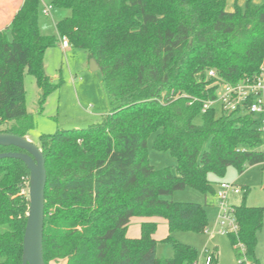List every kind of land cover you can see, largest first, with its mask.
<instances>
[{
  "label": "trees",
  "instance_id": "16d2710c",
  "mask_svg": "<svg viewBox=\"0 0 264 264\" xmlns=\"http://www.w3.org/2000/svg\"><path fill=\"white\" fill-rule=\"evenodd\" d=\"M44 1L71 10L56 23L58 35L41 32ZM62 37L96 61L119 104L100 123L39 137L48 172L45 264H196L197 250L180 242L174 256H157L155 221H143L139 237L128 235L129 224L134 217H164L170 233L203 231L205 205L165 196L187 187L216 194L209 173L223 176L230 166L242 173L264 163V149L256 148L260 117L244 109L202 110L205 99L217 97L218 79L237 85L260 73L264 1L236 2L229 11L226 0H24L0 30V133L27 137L35 127L24 78H36L44 110L59 88L47 73L46 53ZM192 98L198 100L191 104ZM154 131V148L176 158V173L151 164L147 140ZM6 151L22 150L0 146ZM29 178L22 160L0 159V264H23ZM244 190L235 205L239 234L229 237L239 264H245L240 244L247 261L264 264L256 253L264 206H249ZM211 257L218 264L219 251Z\"/></svg>",
  "mask_w": 264,
  "mask_h": 264
},
{
  "label": "rangeland",
  "instance_id": "374dc122",
  "mask_svg": "<svg viewBox=\"0 0 264 264\" xmlns=\"http://www.w3.org/2000/svg\"><path fill=\"white\" fill-rule=\"evenodd\" d=\"M230 2V1H229ZM71 10L63 7H53L51 15H40V29L43 34L58 35L56 23L69 16ZM61 43V41H60ZM50 48L46 53L47 73L59 88L50 94L44 110L40 109V88L36 78L26 73L24 82L26 89V103L31 113L35 127L29 132V139L39 145L42 134L55 133L58 130L86 128L92 124L102 122L104 116L113 111L118 102L109 95L103 73L100 69H91V59L85 50L78 48L65 49L62 45ZM219 105L215 106L216 115L221 114ZM196 122H202V115L196 117ZM157 131L148 137L149 160L156 168L171 167L176 173V158L168 151H158L154 148ZM209 147L206 142L204 149ZM257 149H264V132ZM209 179L217 190L221 182H229L241 187L240 194H231L229 203L239 205L245 194L249 206H264V163L256 164L240 173L234 166H230L223 176L209 173ZM25 193L29 197V181L26 182ZM178 202H197L206 206L209 225L203 231L175 230L169 232L168 221L164 217H154L152 220L158 225L155 238L157 240L156 253L160 258L174 256V242L190 245L198 252L196 264H206L208 255L219 251L218 264H239L238 251L233 247L228 234L219 232L217 225L219 200L215 194L205 195L203 192L187 187L174 191L165 196ZM141 217L131 220L129 234L139 233ZM169 237V238H168ZM257 256L264 260V225L258 235ZM49 264H66L65 260H53Z\"/></svg>",
  "mask_w": 264,
  "mask_h": 264
},
{
  "label": "built area",
  "instance_id": "2783aa9c",
  "mask_svg": "<svg viewBox=\"0 0 264 264\" xmlns=\"http://www.w3.org/2000/svg\"><path fill=\"white\" fill-rule=\"evenodd\" d=\"M52 8L51 4L44 1L42 13L46 16H50ZM61 42L63 47L70 46V42L66 37H62ZM209 75L215 78L218 77L214 70H210ZM217 83L221 84L217 97L205 99L203 101L202 110L205 112L216 105H219L225 111L244 109L260 117V129L264 132V65L260 73L253 80L232 85L223 83L218 79ZM195 100H198V98H192L190 103L192 104ZM241 192V187L229 182H221L219 188L216 190L215 195L219 200L217 225L219 227V232L222 234L236 236L239 234L240 226L236 217V208L235 205L229 203V197L231 194H240ZM239 248L243 254L240 261H245V264H251L245 257L244 245L240 244ZM211 262L212 257L208 255L206 264H211Z\"/></svg>",
  "mask_w": 264,
  "mask_h": 264
},
{
  "label": "water",
  "instance_id": "95a60500",
  "mask_svg": "<svg viewBox=\"0 0 264 264\" xmlns=\"http://www.w3.org/2000/svg\"><path fill=\"white\" fill-rule=\"evenodd\" d=\"M91 69H99V65L94 59H91ZM0 146H15L20 148L22 151L0 152V159H20L30 170V205L23 240V264H45V191L48 180L46 156L38 144L32 142L28 137L18 134L0 133Z\"/></svg>",
  "mask_w": 264,
  "mask_h": 264
},
{
  "label": "crops",
  "instance_id": "0c3cea01",
  "mask_svg": "<svg viewBox=\"0 0 264 264\" xmlns=\"http://www.w3.org/2000/svg\"><path fill=\"white\" fill-rule=\"evenodd\" d=\"M230 1V2H229ZM247 0H226L227 9L229 11H232L234 9L235 3L237 2L239 5L244 6ZM257 4L263 3L264 0H253ZM24 0H0V30L5 28L7 25L10 24L15 14L18 12L20 7L22 6ZM62 45V42L60 43ZM63 46V45H62ZM64 47L65 49L70 48ZM29 138V134L27 136ZM141 223L145 220H152L153 218H142ZM131 223V222H130ZM140 223V225H141ZM130 228V225H129ZM128 235L130 237H139L140 236V229L139 233L137 231L134 232V234H129L128 229ZM259 239V238H258ZM259 243V242H258ZM259 258V257H258ZM260 259V258H259ZM261 260V259H260ZM262 261V260H261ZM264 261V260H263ZM262 261V262H263Z\"/></svg>",
  "mask_w": 264,
  "mask_h": 264
}]
</instances>
